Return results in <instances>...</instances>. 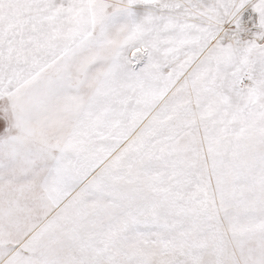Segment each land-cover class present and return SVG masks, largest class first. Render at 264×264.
<instances>
[{
  "label": "snow or ice",
  "instance_id": "6c2138e0",
  "mask_svg": "<svg viewBox=\"0 0 264 264\" xmlns=\"http://www.w3.org/2000/svg\"><path fill=\"white\" fill-rule=\"evenodd\" d=\"M0 264H264V0H0Z\"/></svg>",
  "mask_w": 264,
  "mask_h": 264
}]
</instances>
